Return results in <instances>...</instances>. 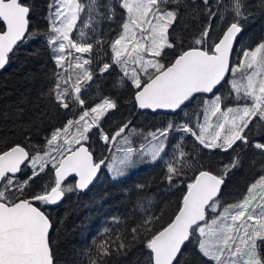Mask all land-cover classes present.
Returning a JSON list of instances; mask_svg holds the SVG:
<instances>
[{"label": "snow or ice", "instance_id": "6c2138e0", "mask_svg": "<svg viewBox=\"0 0 264 264\" xmlns=\"http://www.w3.org/2000/svg\"><path fill=\"white\" fill-rule=\"evenodd\" d=\"M201 2L210 21L224 19L226 12H231L232 20L219 37L212 38L209 24L185 46L174 27L184 0H118L124 19L121 31L110 42L112 62H105L101 73L113 65L119 67L134 89L136 108L183 113L187 118L148 133L147 144L136 148L129 135L136 132L129 127L130 120L113 133L101 123L117 108L116 100L103 97L94 106L85 107L82 95L87 82L93 80L91 55L85 58L83 54H91L94 45L74 40L72 32L85 7L91 19L93 13L100 15L98 9L104 5L98 0H88L87 5L81 0H52L48 24L33 29L27 0H0V69L9 64L19 45L43 39L60 69L54 74L49 95L58 109L66 110L65 115L71 112L75 116L77 109H82L78 118H69L62 127L51 130L43 144L29 140L27 145L0 149V264H55L54 225L42 206L57 205L66 194L87 190L103 167L118 179L145 158L164 163L169 187L185 185L176 213L166 225L155 227L159 217L146 207L147 198L138 197L136 207L145 215L134 224L113 217L112 226L100 232L105 238L92 240L95 255L88 250L83 253L87 264H106V258L124 255L136 243L145 250L143 264H181L189 244H194L202 264H264V174L250 184L242 199L222 205V186L230 173L243 167L242 157L233 156L214 174L198 152L190 153L184 146L190 135L201 146L200 151L236 152L244 145L264 156V142L253 141L249 135V125L264 129V41L254 48H241L239 62L233 64L235 42L243 31L241 21H246L251 11L245 0ZM114 14L110 7L106 18ZM79 35L85 36L83 29ZM71 50L81 55L69 61ZM229 76L231 80L226 79ZM225 84L229 85L231 104L225 103L221 93ZM194 103L196 108L186 112ZM173 133L182 135L168 152ZM94 137L107 146L106 151L115 149L121 154L118 163L96 156L90 143ZM26 170L30 173L25 177ZM188 170L194 174L185 181ZM42 174L49 179L38 185ZM144 187L136 185L141 192ZM151 203L147 199V204Z\"/></svg>", "mask_w": 264, "mask_h": 264}, {"label": "trees", "instance_id": "16d2710c", "mask_svg": "<svg viewBox=\"0 0 264 264\" xmlns=\"http://www.w3.org/2000/svg\"><path fill=\"white\" fill-rule=\"evenodd\" d=\"M51 2L52 0H27L31 6L30 23L33 29L46 27ZM81 2L87 5L88 0ZM209 2L212 4L214 0ZM228 2L229 0H224L225 4ZM98 3L104 5L98 9L100 15L93 13L89 19L88 9L85 7L72 35L74 40L94 45L90 54L93 80L87 82V91L82 94L86 99L85 107L94 106L103 97L116 100L117 108L111 110L101 121L103 127L113 133L130 120L129 127L136 129V132L129 133L133 146H141L147 143L145 137L148 133L164 128L170 121H183L187 118L183 113L153 115L139 112L132 102L134 89L130 87V81L123 77L120 68L113 65L108 71L101 73L103 64L112 62L110 42L121 31L124 16L118 0H98ZM245 4L252 15L246 21H241L243 31L237 40L233 64L239 62L241 48H254L264 41V0H245ZM195 5L196 7H193V0H184L180 6V16L174 25L177 39H182L185 46L198 37L209 24L212 38L219 37L232 20L231 12H226L224 19L217 17L210 21L201 0H195ZM110 7L115 14L109 19L106 17ZM85 24L89 26L84 27ZM80 29L84 31V37H80ZM97 40L101 43L97 44ZM52 57V51L43 39H31L15 50L9 64L0 74V149L15 144L27 145L29 140L32 144H43L45 136L50 135L51 130L62 127L69 118H78L82 111L78 108L75 116L71 112L65 115L66 110L58 109L49 95L56 79L54 74L60 71ZM229 90L227 84L221 89L226 104L232 103ZM195 108L194 103L185 111L191 113ZM192 119L195 120V117ZM249 128L253 141L264 142V129H257L253 125H249ZM179 135L182 134H170L166 151L171 152L172 145ZM90 143L96 156L103 155L108 163L114 149L106 151L107 146L98 137H94ZM184 146L190 153L198 152L205 167L214 174H218L233 156L239 154L242 157L243 167L230 173L223 185L222 205L242 199L250 184L264 174V156L254 147L241 145L236 152L200 151L201 146L190 135L185 138ZM165 172L164 163L158 161L151 167L113 181L104 169L101 178L90 192L68 193L61 205L42 206L54 225L51 236L55 264H87V257L83 253L88 250L91 255H95L92 240L95 238L100 241L105 238L100 232L105 226H112L113 217H124L127 223L134 224L145 215V212L136 207L138 197L151 200L150 205L147 204V199L145 204L159 217L155 227L166 225L180 205L185 185L169 187L164 179ZM29 173L30 170H26L24 176ZM193 174L188 170L183 179L187 181ZM48 179V176L42 174V178L37 179V184H44ZM137 184L145 185L142 192L136 189ZM144 259L143 245L136 243L130 250H126V254H113L106 258V264H143ZM202 259L195 252L194 244H189L181 264H202Z\"/></svg>", "mask_w": 264, "mask_h": 264}, {"label": "rangeland", "instance_id": "374dc122", "mask_svg": "<svg viewBox=\"0 0 264 264\" xmlns=\"http://www.w3.org/2000/svg\"><path fill=\"white\" fill-rule=\"evenodd\" d=\"M50 11V10H49ZM81 14V13H80ZM79 20V19H78ZM77 23H78V21H77ZM75 30V29H74ZM74 30H73V32H74ZM73 32H72V35H73ZM72 51V56L71 57H69V61H72V60H74V58H75V56L76 55H81V54H79V53H75L74 52V50H71ZM84 55V57L85 58H88V56L90 55V54H83ZM52 56H53V53H52ZM60 70V69H59ZM70 71V70H69ZM66 74H68V73H65V75ZM111 111V110H110ZM109 111V112H110ZM108 112V113H109ZM146 145V144H145ZM134 147H136V148H140V146H134ZM120 153H118V152H116L115 151V149H114V151L112 152V154H111V156H110V159H109V161H108V163H118V161H119V157H120ZM158 161H156V162H151V161H148L147 160V158H145V160L144 161H138L133 167H130L129 169H127V171H126V174L124 175V176H121V177H119L118 179H113L112 178V175H111V173L108 171V169L105 167V171H106V173L110 176V178L113 180V181H118V180H120V179H122V178H124V177H127V176H129L130 174H132V173H134V172H138L139 170H142V169H144V168H148V167H151L152 165H154V164H156Z\"/></svg>", "mask_w": 264, "mask_h": 264}, {"label": "water", "instance_id": "95a60500", "mask_svg": "<svg viewBox=\"0 0 264 264\" xmlns=\"http://www.w3.org/2000/svg\"><path fill=\"white\" fill-rule=\"evenodd\" d=\"M241 35V33L238 35V37ZM238 37H237V39H238ZM20 46V45H19ZM235 48H236V42H235V46H234V50H235ZM234 54V53H233ZM232 58H233V56H232ZM5 69V68H4ZM4 69H0V74L2 73V71L4 70ZM229 77H226V79H228ZM140 112H142V113H145V112H149V113H151V114H176V113H171V112H168V111H165V110H157L156 112H153L152 110H150V109H148V110H140V109H138ZM104 168V167H103ZM102 168V169H103ZM102 169H101V171L98 173V175H97V178L93 181V183L89 186V188L87 189V190H85V191H83V192H80V193H88V192H90L91 191V189L94 187V185L97 183V181H98V179L100 178V176L102 175ZM222 189H223V186H222ZM222 191V190H221ZM65 198V197H64ZM64 198H63V200L62 201H60L57 205H52L53 207L54 206H58V205H61L62 203H63V201H64Z\"/></svg>", "mask_w": 264, "mask_h": 264}]
</instances>
